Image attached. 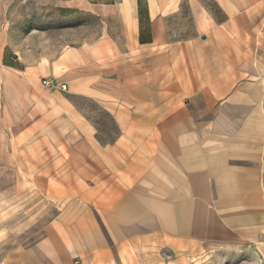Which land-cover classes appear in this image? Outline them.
I'll list each match as a JSON object with an SVG mask.
<instances>
[{
  "label": "crops",
  "instance_id": "crops-1",
  "mask_svg": "<svg viewBox=\"0 0 264 264\" xmlns=\"http://www.w3.org/2000/svg\"><path fill=\"white\" fill-rule=\"evenodd\" d=\"M150 27V43L101 36L64 54L82 78L87 66L100 71L106 88L76 94L103 103L112 142L95 140L65 98L19 114L16 144L59 212L12 263L128 264L162 246L264 245V76L237 62L206 71L192 44L166 41L160 18Z\"/></svg>",
  "mask_w": 264,
  "mask_h": 264
},
{
  "label": "rangeland",
  "instance_id": "rangeland-1",
  "mask_svg": "<svg viewBox=\"0 0 264 264\" xmlns=\"http://www.w3.org/2000/svg\"><path fill=\"white\" fill-rule=\"evenodd\" d=\"M156 17L166 41L192 44L206 71L237 62L243 75L264 76V0H0V264H26L12 263V256L34 246L59 212L42 184L32 181L26 150L16 144L19 114L32 104L57 110L65 98L95 140L112 142L118 129L111 114L102 102L82 95L84 87L106 88L100 71L87 66L83 71L92 74L82 78L64 54L101 36L132 48L140 35L151 36ZM128 264H264V245L162 246Z\"/></svg>",
  "mask_w": 264,
  "mask_h": 264
},
{
  "label": "trees",
  "instance_id": "trees-1",
  "mask_svg": "<svg viewBox=\"0 0 264 264\" xmlns=\"http://www.w3.org/2000/svg\"><path fill=\"white\" fill-rule=\"evenodd\" d=\"M151 42V36L149 32V37L148 38H143L141 35L139 37V43L144 44V43H150Z\"/></svg>",
  "mask_w": 264,
  "mask_h": 264
},
{
  "label": "built area",
  "instance_id": "built-area-1",
  "mask_svg": "<svg viewBox=\"0 0 264 264\" xmlns=\"http://www.w3.org/2000/svg\"><path fill=\"white\" fill-rule=\"evenodd\" d=\"M44 82H45L46 84L49 83V81H47V80H45ZM61 88L64 90V89L66 88V85H65V84H62V85H61Z\"/></svg>",
  "mask_w": 264,
  "mask_h": 264
},
{
  "label": "water",
  "instance_id": "water-1",
  "mask_svg": "<svg viewBox=\"0 0 264 264\" xmlns=\"http://www.w3.org/2000/svg\"><path fill=\"white\" fill-rule=\"evenodd\" d=\"M14 57H16V56L14 55Z\"/></svg>",
  "mask_w": 264,
  "mask_h": 264
}]
</instances>
